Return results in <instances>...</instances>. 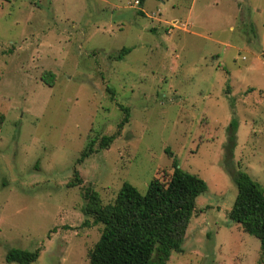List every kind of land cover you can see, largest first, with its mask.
Returning a JSON list of instances; mask_svg holds the SVG:
<instances>
[{"label":"rangeland","instance_id":"rangeland-1","mask_svg":"<svg viewBox=\"0 0 264 264\" xmlns=\"http://www.w3.org/2000/svg\"><path fill=\"white\" fill-rule=\"evenodd\" d=\"M134 1L0 0V264H17L10 249L88 264L102 226L83 225L67 184L114 133L76 166L102 205L123 183L145 194L174 162L206 183L168 264H264L228 218L232 173L264 189V0H144L147 17Z\"/></svg>","mask_w":264,"mask_h":264},{"label":"trees","instance_id":"trees-1","mask_svg":"<svg viewBox=\"0 0 264 264\" xmlns=\"http://www.w3.org/2000/svg\"><path fill=\"white\" fill-rule=\"evenodd\" d=\"M143 1L139 0V4ZM127 52L122 50L121 54ZM48 73H44L43 79ZM121 111L123 117L118 131L129 121V110L121 108ZM231 135L229 154L233 148L234 129ZM116 137L117 133L102 136L97 149L93 147L94 142L88 143L76 160V166L92 153L107 150ZM76 166L67 187L82 188L83 225L102 226L99 239L87 253L88 264H168L173 252H181L195 213L196 199L207 189L201 178L181 170L174 162L169 177L164 181L158 177L152 179L145 194H140L129 183H123L115 199L102 205L97 193L90 187H82ZM232 178L237 195L228 218L243 232L258 239L264 254V189L247 174L234 172ZM38 256V250L10 249L5 260L7 263L32 264Z\"/></svg>","mask_w":264,"mask_h":264},{"label":"crops","instance_id":"crops-1","mask_svg":"<svg viewBox=\"0 0 264 264\" xmlns=\"http://www.w3.org/2000/svg\"><path fill=\"white\" fill-rule=\"evenodd\" d=\"M134 7H139V6H136V5L134 4ZM140 7H142V9L140 10V13H141L143 16L147 17V16L150 15V14H151V16L154 15L152 11H150L149 14L146 13V12L144 11V9H143V8H144V1H143V3L140 5ZM191 8H192V7H191ZM191 10H192V9H189V11H188V13H189L190 15L188 14V16H187V18H186V21H185L184 25L186 24V22H189V20H190ZM158 11H159V9H158ZM151 16H149V17H151ZM155 19L158 20V18H155ZM173 22H177V21H173ZM173 22H171V23H173ZM177 23H178V22H177ZM177 28H178V27H177ZM178 29H181V28H178ZM183 31L188 32V27L184 28Z\"/></svg>","mask_w":264,"mask_h":264},{"label":"built area","instance_id":"built-area-1","mask_svg":"<svg viewBox=\"0 0 264 264\" xmlns=\"http://www.w3.org/2000/svg\"><path fill=\"white\" fill-rule=\"evenodd\" d=\"M134 4H135L136 6H138V5H139V1H138V0H135V1H134ZM177 24H178L177 22H174V24H170V27H172V28H177V27H176Z\"/></svg>","mask_w":264,"mask_h":264},{"label":"water","instance_id":"water-1","mask_svg":"<svg viewBox=\"0 0 264 264\" xmlns=\"http://www.w3.org/2000/svg\"><path fill=\"white\" fill-rule=\"evenodd\" d=\"M263 59H264V56H263Z\"/></svg>","mask_w":264,"mask_h":264}]
</instances>
